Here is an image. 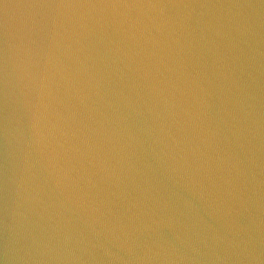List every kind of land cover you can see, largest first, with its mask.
I'll return each mask as SVG.
<instances>
[{
    "label": "water",
    "instance_id": "water-1",
    "mask_svg": "<svg viewBox=\"0 0 264 264\" xmlns=\"http://www.w3.org/2000/svg\"><path fill=\"white\" fill-rule=\"evenodd\" d=\"M6 237L9 264H264V0H0V264Z\"/></svg>",
    "mask_w": 264,
    "mask_h": 264
},
{
    "label": "clouds",
    "instance_id": "clouds-1",
    "mask_svg": "<svg viewBox=\"0 0 264 264\" xmlns=\"http://www.w3.org/2000/svg\"><path fill=\"white\" fill-rule=\"evenodd\" d=\"M5 212H7V205H5ZM9 230L8 228V224L7 222L5 221L4 223V231L5 233H7ZM3 258L5 261L8 262L9 264V254H8V243H7V237L5 238V244H4V250H3Z\"/></svg>",
    "mask_w": 264,
    "mask_h": 264
}]
</instances>
